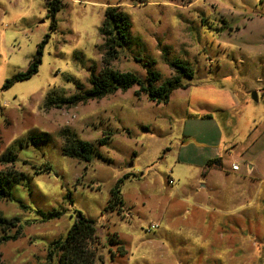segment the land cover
<instances>
[{
  "label": "rangeland",
  "instance_id": "374dc122",
  "mask_svg": "<svg viewBox=\"0 0 264 264\" xmlns=\"http://www.w3.org/2000/svg\"><path fill=\"white\" fill-rule=\"evenodd\" d=\"M60 1L53 27L50 0H0V172L24 175L0 200L16 235L1 263L58 264L80 213L95 264H264V0ZM110 7L129 22L113 70L154 71L158 86L182 63L192 77L165 104L133 86L46 107L90 89ZM40 44L37 73L5 88ZM64 130L93 145L89 162L63 153ZM212 150L222 167L206 173Z\"/></svg>",
  "mask_w": 264,
  "mask_h": 264
},
{
  "label": "trees",
  "instance_id": "16d2710c",
  "mask_svg": "<svg viewBox=\"0 0 264 264\" xmlns=\"http://www.w3.org/2000/svg\"><path fill=\"white\" fill-rule=\"evenodd\" d=\"M49 13L52 15V26L56 22L55 13L60 10V0H50ZM104 43L102 48L104 54L102 57L103 67L98 75L92 74L89 79L90 89L83 91L78 87V92L69 98H47L46 107L54 106L56 108L70 107L78 103H85L93 99H101L107 95L113 94L118 90L126 91L133 86H137L136 95L144 93L148 99L156 104H165L169 99L171 92L177 88H182L180 77L185 76L188 79L192 77V71L185 64L171 63L176 73L170 80L156 86L159 80L158 73L148 70L146 80H142L129 72H119L110 67V63L117 56V49L128 43L129 39V22L124 13L119 11L117 7H110L105 11V23L101 28ZM42 44L37 48L28 69L23 73H18L13 78L6 81L5 88H9L16 81H22L30 78L37 73L38 66L41 61ZM64 145L62 151L65 155L74 158H80L89 162L93 155V145L88 142L78 140L74 134L67 130L63 131ZM47 139L48 136L44 135ZM103 143V141H100ZM214 162H209L206 167H211ZM23 174L11 175L0 172V200L9 197L8 187L15 181L23 179ZM114 202L122 204L118 197V189L112 192ZM114 202H112L114 204ZM15 226L12 220H6L0 216V232L4 233L0 237L1 240L15 239L16 235L9 237L5 232ZM96 227L93 221L84 218L80 213L77 220L69 228L67 235L63 241L54 243L51 254H56L58 264H95V252L90 250V246L97 239ZM18 234V231L16 232ZM0 264L1 261H0Z\"/></svg>",
  "mask_w": 264,
  "mask_h": 264
},
{
  "label": "crops",
  "instance_id": "0c3cea01",
  "mask_svg": "<svg viewBox=\"0 0 264 264\" xmlns=\"http://www.w3.org/2000/svg\"><path fill=\"white\" fill-rule=\"evenodd\" d=\"M261 16L264 17V15L262 14ZM221 155L219 154V151H214L212 150L211 153H209L208 155H206L203 160L206 162L205 163V170L204 172L208 173L210 171H215V170H219L222 165H221ZM220 159V160H219ZM209 162H214V164L211 166V167H206V165L209 163ZM234 164V163H233ZM232 165V164H231ZM249 169H251V166H249ZM209 170V171H208ZM231 170V168H230ZM208 171V172H207ZM232 171V170H231ZM238 171H239V167H238ZM238 171H232V172H238ZM200 187H203L202 185Z\"/></svg>",
  "mask_w": 264,
  "mask_h": 264
},
{
  "label": "built area",
  "instance_id": "2783aa9c",
  "mask_svg": "<svg viewBox=\"0 0 264 264\" xmlns=\"http://www.w3.org/2000/svg\"><path fill=\"white\" fill-rule=\"evenodd\" d=\"M231 170H232V171H238V166H237V164H232V165H231ZM150 228H151V229H154V228H156V226H151Z\"/></svg>",
  "mask_w": 264,
  "mask_h": 264
},
{
  "label": "water",
  "instance_id": "95a60500",
  "mask_svg": "<svg viewBox=\"0 0 264 264\" xmlns=\"http://www.w3.org/2000/svg\"><path fill=\"white\" fill-rule=\"evenodd\" d=\"M255 95V94H254ZM254 99H255V96H254ZM256 100V99H255Z\"/></svg>",
  "mask_w": 264,
  "mask_h": 264
}]
</instances>
